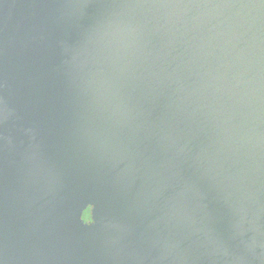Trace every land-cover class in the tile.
Instances as JSON below:
<instances>
[{"label":"water","instance_id":"95a60500","mask_svg":"<svg viewBox=\"0 0 264 264\" xmlns=\"http://www.w3.org/2000/svg\"><path fill=\"white\" fill-rule=\"evenodd\" d=\"M0 264H264V0H0Z\"/></svg>","mask_w":264,"mask_h":264},{"label":"rangeland","instance_id":"374dc122","mask_svg":"<svg viewBox=\"0 0 264 264\" xmlns=\"http://www.w3.org/2000/svg\"><path fill=\"white\" fill-rule=\"evenodd\" d=\"M88 214H89V212H88V210H86V211L84 212V217H87Z\"/></svg>","mask_w":264,"mask_h":264}]
</instances>
